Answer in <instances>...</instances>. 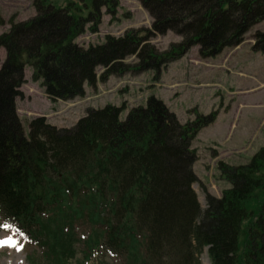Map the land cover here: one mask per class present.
<instances>
[{
	"label": "trees",
	"instance_id": "1",
	"mask_svg": "<svg viewBox=\"0 0 264 264\" xmlns=\"http://www.w3.org/2000/svg\"><path fill=\"white\" fill-rule=\"evenodd\" d=\"M34 1L35 16L0 35L1 217L56 264L74 257V225L81 220L95 233L87 253L110 246L130 264H194L205 248L211 264H264V147L247 165L219 164L230 188L221 198L207 195L205 211L192 188L198 180L191 142L217 112L181 125L152 97L125 120L123 107L107 105L71 129L35 119L26 135L16 107L28 68L55 103L83 98L97 79L131 69L158 75L195 46L201 59L214 58L264 23V0H140L152 29L87 47L76 40L88 27L99 31L103 9L115 16L118 0H70L64 7ZM168 31L181 42L160 52L150 39ZM254 38L253 52L264 53V32ZM133 56L137 65L125 64Z\"/></svg>",
	"mask_w": 264,
	"mask_h": 264
},
{
	"label": "rangeland",
	"instance_id": "2",
	"mask_svg": "<svg viewBox=\"0 0 264 264\" xmlns=\"http://www.w3.org/2000/svg\"><path fill=\"white\" fill-rule=\"evenodd\" d=\"M58 7H64L70 0H51ZM115 16H108L103 10L98 34L86 32L78 39L83 46L102 43L108 35L122 36L130 29H152L153 18L140 0H118ZM34 0H0V35L7 33L11 24L27 21L35 16ZM264 32V23L249 31L238 47L226 48L220 55L201 59L198 47H192L183 57L170 62L165 72H161L156 81L155 73L127 72L121 76H112L106 82H99L95 87L85 88L83 98L52 103L40 87L31 80V70L25 73L26 84L21 88L23 97L18 99L19 118L26 135L29 134V122L39 116L47 122L62 128H71L90 109H101L107 104L124 105L126 111L132 107L145 105L151 95L161 99L182 123L193 122L198 114L201 118L217 112V126L203 136L195 139L192 148L196 160L192 170L199 184L212 195L219 197L230 184L215 169L219 164L239 166L248 164L255 153L264 147V53H255L252 48L256 41L254 34ZM158 51L165 52L172 45L181 42V37L173 32L156 34L150 39ZM5 58L0 50V66ZM135 57L125 64L137 65ZM98 72L100 73L101 70ZM237 99L235 105L232 100ZM243 100L245 107L239 108ZM197 112V113H195ZM227 114V116L223 114ZM20 114V115H19ZM196 114V115H195ZM203 115V116H202ZM235 115V116H234ZM127 112H123L124 120ZM230 117H234L231 121ZM193 119V120H192ZM197 140V142H195ZM223 179V180H222ZM201 207L206 210L205 196L198 188ZM78 236L72 241L75 259L66 254L64 264H97L96 260L85 262L84 245L80 238L87 235L86 226L78 228ZM12 237L10 246L0 247V264H32L29 260L37 258L40 264H54L55 261L42 258V251L37 247H26L21 239L3 232L0 239ZM103 264H127L124 256H116L112 251L102 254ZM60 256H62L60 254ZM33 257V258H32ZM32 258V259H31ZM207 251L196 255L194 264H209ZM48 261V262H46ZM168 261V260H167ZM161 261L154 264H167ZM45 262V263H44Z\"/></svg>",
	"mask_w": 264,
	"mask_h": 264
},
{
	"label": "snow or ice",
	"instance_id": "3",
	"mask_svg": "<svg viewBox=\"0 0 264 264\" xmlns=\"http://www.w3.org/2000/svg\"><path fill=\"white\" fill-rule=\"evenodd\" d=\"M0 228H3L5 230H11L13 228V225L7 223V222H4L2 224H0ZM12 237H8L6 240L4 241H0V243H3V244H7V243H10L12 241Z\"/></svg>",
	"mask_w": 264,
	"mask_h": 264
},
{
	"label": "bare ground",
	"instance_id": "4",
	"mask_svg": "<svg viewBox=\"0 0 264 264\" xmlns=\"http://www.w3.org/2000/svg\"><path fill=\"white\" fill-rule=\"evenodd\" d=\"M253 29V28H252ZM259 32H262V31H259ZM80 38V37H79ZM78 38V39H79ZM78 39L76 40V43H78ZM79 44V43H78ZM80 45V44H79ZM83 46V45H82ZM239 46V45H238ZM238 46H236V47H238ZM85 47H87V46H85ZM0 50H3V49H0ZM5 52V51H4ZM256 53V52H255ZM199 54V53H198ZM182 59V58H181ZM25 73H26V71H25ZM31 75H32V73H31ZM50 101V100H49ZM196 115V114H195ZM193 120V119H192ZM49 123V122H48ZM219 198V197H218ZM205 200H206V197H205ZM207 205V204H206ZM208 257V256H207ZM208 259V258H207ZM208 262L210 263V261H209V259H208Z\"/></svg>",
	"mask_w": 264,
	"mask_h": 264
}]
</instances>
